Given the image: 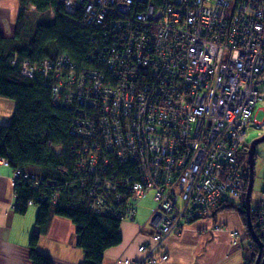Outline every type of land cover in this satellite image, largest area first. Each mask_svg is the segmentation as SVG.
I'll list each match as a JSON object with an SVG mask.
<instances>
[{"label": "built area", "instance_id": "1", "mask_svg": "<svg viewBox=\"0 0 264 264\" xmlns=\"http://www.w3.org/2000/svg\"><path fill=\"white\" fill-rule=\"evenodd\" d=\"M59 2L112 36L103 47L112 56L78 68L62 55L21 71L50 89L54 106L80 116L70 132L88 142L75 155L77 170L93 178L86 204L93 215L131 220L141 197L154 193L151 242L132 264H159L167 260L164 241L214 207L237 204L246 190L239 155L250 129L264 134V120L254 117L264 104V0ZM116 162L134 164L137 178H108ZM42 180L12 170L13 186L38 190ZM50 196L60 203L58 191ZM253 211L264 236V186Z\"/></svg>", "mask_w": 264, "mask_h": 264}, {"label": "trees", "instance_id": "2", "mask_svg": "<svg viewBox=\"0 0 264 264\" xmlns=\"http://www.w3.org/2000/svg\"><path fill=\"white\" fill-rule=\"evenodd\" d=\"M16 3L18 11L10 33L0 28V99L14 103L10 123L0 124V159H4L11 170L43 179L38 190L32 189L29 182L14 186L16 214L24 215L29 201L31 206L37 207L36 231L31 234L28 245L29 260L31 264H52L47 256L38 253L37 244L40 236L46 233L51 219L62 217L70 220L75 227L77 247L83 253L81 264H102L104 252L121 241L119 228L122 221L93 215L86 207L93 178L82 176L77 170L75 150L88 142L70 132L74 119L80 116L74 110L54 106L50 89L24 75L21 67L23 63L38 64L62 55L70 58L78 68L104 65V61L112 55L104 52L103 47L109 49L105 44L107 39L112 41V36L104 37L101 29L86 25L80 10L75 14L66 13L64 4L59 0H16ZM94 48L98 49L97 54H93ZM87 56L93 57L94 65H90ZM15 59H18L16 65L12 64ZM90 115L86 114L88 118H91ZM116 164L114 169H110L108 178H137L134 164ZM99 176L101 181L106 177L103 174ZM81 181L86 188H79ZM245 182L247 186V180ZM71 188H75L76 192L68 200ZM56 191L61 194V200L59 204L52 205L50 195ZM245 209L243 194L236 205L223 203L209 213L235 210L246 223ZM250 220L256 237L264 247V236L254 225V211L250 213ZM248 237L251 253L245 264H256L258 247L249 233ZM263 258L264 249L259 264Z\"/></svg>", "mask_w": 264, "mask_h": 264}, {"label": "crops", "instance_id": "3", "mask_svg": "<svg viewBox=\"0 0 264 264\" xmlns=\"http://www.w3.org/2000/svg\"><path fill=\"white\" fill-rule=\"evenodd\" d=\"M16 0H0V28L9 34L17 15ZM14 103L0 99V124L10 123ZM264 183V168L262 169ZM261 192L255 197L260 198ZM152 202V201H151ZM15 194L12 170L0 164V264H31L28 245L36 231V211L24 215L14 212ZM153 204V203H152ZM236 205V204H234ZM153 205L147 212L135 216L134 221L122 222L120 243L104 252L102 264H125V260L139 261L143 254L138 247L151 242V229L146 224ZM246 223L239 212L223 210L208 213L185 226L182 235L168 238L163 252L168 259L160 264H245L251 251ZM77 235L70 220L53 217L46 233L38 240L37 251L47 256L52 264H81L83 253L76 251Z\"/></svg>", "mask_w": 264, "mask_h": 264}, {"label": "rangeland", "instance_id": "4", "mask_svg": "<svg viewBox=\"0 0 264 264\" xmlns=\"http://www.w3.org/2000/svg\"><path fill=\"white\" fill-rule=\"evenodd\" d=\"M51 16L52 13L50 12ZM254 117H255V120L257 122H262L264 120V104H258L256 106V109H255V112H254ZM248 135L246 137V142H247V146H246V149L248 147V145L255 139L258 137L259 135V131H257L256 128H253V129H250L248 131ZM246 149H245V152H243L242 154L239 155V173H245V175H247V178H248V162H247V153H246ZM264 168V142H261L259 143L257 146H256V149H255V156H254V164H253V188H252V195H251V203H250V213L251 211H253V208H251V204L253 205V203H255V199L254 197L262 191L263 189V186H264V183L262 182V169ZM154 193L153 192H149L148 194H146L144 197H141L142 199L140 200V202L137 204L136 208H135V213H134V217L133 219L129 220V219H124V221L122 222H131V221H134L135 219V216L137 215V212L139 210V214L141 213H145L147 212L153 205H156L155 202H154ZM152 201V202H151ZM153 203V204H152ZM155 207H153V211L151 212L146 224H148L149 220L151 219V216L153 214V212L155 211L154 210ZM31 210H35L37 212V207H30ZM252 224V223H251ZM255 225V224H254ZM247 228V226H246ZM185 229V228H184ZM184 231V230H183ZM182 231V232H183ZM182 232H180V235H182ZM249 233V231H248ZM250 234V233H249ZM179 235V236H180ZM176 236V235H175ZM251 236V234H250ZM172 237V236H171ZM170 238V237H169ZM252 238V236H251ZM253 240V238H252ZM166 241H164V243L162 244V246L159 248V250L161 252H163V249H164V244H165ZM254 242V240H253ZM254 244H256L254 242ZM258 247V246H257ZM80 249H76V251H79ZM139 251V249H138ZM81 252V251H79ZM140 252V251H139ZM143 254L144 256V252H140ZM262 254V253H261ZM167 255V254H166ZM261 257V255H260ZM259 257V259H260ZM143 258V257H142ZM141 258V259H142ZM257 258H258V255H257ZM167 259H168V256H167ZM258 259V261H260ZM125 261H128L129 263H125ZM124 263L125 264H132L133 262L135 261H129V260H125ZM166 260H163V262H165ZM257 261V260H256ZM162 263V262H159V264ZM259 264V262H258ZM260 264H264V258L261 260Z\"/></svg>", "mask_w": 264, "mask_h": 264}, {"label": "water", "instance_id": "5", "mask_svg": "<svg viewBox=\"0 0 264 264\" xmlns=\"http://www.w3.org/2000/svg\"><path fill=\"white\" fill-rule=\"evenodd\" d=\"M261 142H264V134L255 138L248 145V147L246 149V153H247V157H248V159H247V162H248V178H247L246 190L244 193L247 230L249 231L254 242L258 246V258H257L256 264H258V259L261 255L264 247H263V244L261 243V241L256 237V235L253 231V227H252L251 220H250V203H251L250 200H251L252 188H253V164H254L255 149H256V146Z\"/></svg>", "mask_w": 264, "mask_h": 264}, {"label": "flooded vegetation", "instance_id": "6", "mask_svg": "<svg viewBox=\"0 0 264 264\" xmlns=\"http://www.w3.org/2000/svg\"><path fill=\"white\" fill-rule=\"evenodd\" d=\"M245 152V151H244Z\"/></svg>", "mask_w": 264, "mask_h": 264}]
</instances>
